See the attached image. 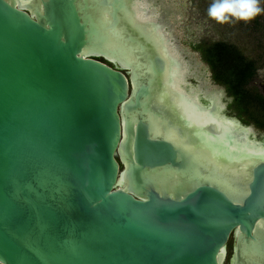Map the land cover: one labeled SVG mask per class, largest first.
Returning a JSON list of instances; mask_svg holds the SVG:
<instances>
[{
  "label": "water",
  "instance_id": "water-1",
  "mask_svg": "<svg viewBox=\"0 0 264 264\" xmlns=\"http://www.w3.org/2000/svg\"><path fill=\"white\" fill-rule=\"evenodd\" d=\"M140 2L0 0L2 264H223L228 240L227 264H264V150H224L264 134L177 83L186 56Z\"/></svg>",
  "mask_w": 264,
  "mask_h": 264
},
{
  "label": "rangeland",
  "instance_id": "rangeland-1",
  "mask_svg": "<svg viewBox=\"0 0 264 264\" xmlns=\"http://www.w3.org/2000/svg\"><path fill=\"white\" fill-rule=\"evenodd\" d=\"M211 3L212 0H143L141 5L146 9L144 13H151L153 16H158L159 12L163 13L175 46L180 47V51L183 48L182 52L185 53L187 59L185 67L187 71L182 73L183 83L187 82L188 86L196 87L203 96L209 93L218 94V101L224 113L236 117V111L231 107V98L226 94L223 86L213 81L211 70L202 60L199 51L196 50V45L201 41H224L238 49L245 57L255 59L257 65L261 66L249 85L264 96V13L247 23L233 20L230 23L219 24L207 16V9ZM260 6L264 7V0H261ZM167 90L168 97L171 99L167 104L170 106L168 111L175 120L176 129L167 128V124L165 128L182 135V141L191 142L194 131L181 126L185 115L182 103L170 94L172 91L169 88ZM146 112L150 117L155 115L150 108H147ZM156 117L160 120L159 116ZM248 124L255 133L264 134V130L255 127L253 123ZM183 155L186 156L185 161L187 160L185 164L189 168L194 167L197 161L193 156L188 152ZM230 244L231 240H228L223 264H227Z\"/></svg>",
  "mask_w": 264,
  "mask_h": 264
},
{
  "label": "trees",
  "instance_id": "trees-1",
  "mask_svg": "<svg viewBox=\"0 0 264 264\" xmlns=\"http://www.w3.org/2000/svg\"><path fill=\"white\" fill-rule=\"evenodd\" d=\"M196 50L209 66L213 81L231 98L236 117L264 130V96L249 85L261 65L224 41H201Z\"/></svg>",
  "mask_w": 264,
  "mask_h": 264
},
{
  "label": "bare ground",
  "instance_id": "bare-ground-1",
  "mask_svg": "<svg viewBox=\"0 0 264 264\" xmlns=\"http://www.w3.org/2000/svg\"><path fill=\"white\" fill-rule=\"evenodd\" d=\"M142 2H143V0H142ZM142 2L138 3L139 7H143L141 5ZM139 14L142 17H146L147 19H154L156 17V16H153L151 13H149V14L143 13L142 14V13H140V11H139ZM170 35H172V34L170 33ZM179 48L172 44V46L170 47V50L173 51L178 56L184 55L185 53L182 52L183 48L181 49V51L179 50ZM185 67H186V61H183V68L181 70L180 78H179V80H177V83L179 81L181 83H183V81L181 79H182V73H185L187 71ZM171 73L173 74V72H171ZM189 88L195 97H205L206 99H211L212 97H215L218 100V94H216V93H209V94L203 96L202 93H200V90L198 91L196 87L190 85ZM189 101L186 102L188 105H189ZM207 108L208 107L200 108V110H197L196 107H194L191 111L193 113L197 114L199 116L198 120H200V119H202V113H206ZM195 114H192L191 116H194ZM212 119H214V121H216V122L219 120L218 116L216 114L212 117ZM230 133H231V129H230ZM231 134L233 137L231 138V141L228 142V144L226 145L224 150H225L226 154H228L231 157V159H233V160L240 159L241 156L245 152L254 153L253 151L261 152L264 150V144L263 143H255L254 140H251V139L248 140V134H247L246 130H241L238 133H237V130H236V132L232 131ZM117 185H119V186L121 185V176H120L119 180L117 181Z\"/></svg>",
  "mask_w": 264,
  "mask_h": 264
},
{
  "label": "clouds",
  "instance_id": "clouds-1",
  "mask_svg": "<svg viewBox=\"0 0 264 264\" xmlns=\"http://www.w3.org/2000/svg\"><path fill=\"white\" fill-rule=\"evenodd\" d=\"M260 4L261 0H212L207 16L219 24L233 20L247 23L264 13Z\"/></svg>",
  "mask_w": 264,
  "mask_h": 264
},
{
  "label": "flooded vegetation",
  "instance_id": "flooded-vegetation-1",
  "mask_svg": "<svg viewBox=\"0 0 264 264\" xmlns=\"http://www.w3.org/2000/svg\"><path fill=\"white\" fill-rule=\"evenodd\" d=\"M99 60H101V61H102V59H99Z\"/></svg>",
  "mask_w": 264,
  "mask_h": 264
}]
</instances>
